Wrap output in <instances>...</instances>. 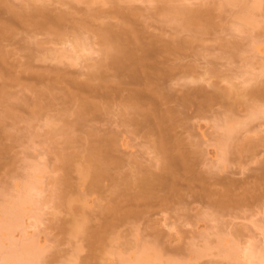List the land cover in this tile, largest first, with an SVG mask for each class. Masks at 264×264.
Segmentation results:
<instances>
[{
	"label": "rangeland",
	"instance_id": "obj_1",
	"mask_svg": "<svg viewBox=\"0 0 264 264\" xmlns=\"http://www.w3.org/2000/svg\"><path fill=\"white\" fill-rule=\"evenodd\" d=\"M168 8L202 16L184 24ZM13 12L63 16L60 33L84 34L90 50L76 62L61 57L68 47L58 36ZM241 12L225 0H0V32H14L0 33V209L35 177L42 191L25 204L24 225L1 237L0 264L31 247L35 264H134L141 254L159 264H247L239 245L264 247V10L255 28L241 29ZM108 30L148 53L137 80L119 84L101 66ZM94 74L109 78L96 93L72 83L102 85ZM206 99L208 112L196 116ZM162 140L176 158L170 170ZM150 173L164 184L140 191ZM246 181V207L214 205ZM80 222L87 231L76 233Z\"/></svg>",
	"mask_w": 264,
	"mask_h": 264
},
{
	"label": "bare ground",
	"instance_id": "obj_2",
	"mask_svg": "<svg viewBox=\"0 0 264 264\" xmlns=\"http://www.w3.org/2000/svg\"><path fill=\"white\" fill-rule=\"evenodd\" d=\"M247 0H225L226 4L238 6L242 9V12L238 18L239 26L241 29L243 28H255L259 23L256 20V14L259 11L264 10V0H253L252 4L249 5L246 2ZM170 12H175L178 15L187 16V18L183 19L184 24H191L194 23L197 19L201 18V12H193L192 10L186 9H171L168 8ZM41 13L42 11L39 10ZM13 16L18 17L19 20L21 19L23 23H26L27 26L36 27L38 30L47 31L52 35H56L62 40V44L67 46L68 49L64 52L61 57H67L69 59H73V61H79L82 57L79 55L80 52H88L90 49L84 43L86 42V37L84 34H80L76 37H73V40L67 38V35L64 33H60L63 23V16H59L54 20H45L39 17H30V19H26L19 13L13 12ZM17 18V19H18ZM4 27V26H3ZM9 27V26H8ZM10 28V27H9ZM4 27L3 31L0 32L4 36L7 37L9 35L10 30L12 29ZM2 30V29H1ZM78 30L82 31L81 28ZM14 33L13 31L10 35ZM1 35V34H0ZM13 36V34H12ZM3 36L1 35L0 40H2ZM5 37V38H6ZM2 38V39H1ZM101 42L103 44V55L104 60L102 61L101 66L110 67L117 71V80L120 81L126 75L132 80H137L139 75V70L144 66V61L148 57V53L143 51L141 55L129 50L125 44L126 39L124 38L123 34L120 31H113L108 30L106 34L101 36ZM0 47V62L5 64L4 55L5 52ZM58 51H55V53ZM107 64V65H106ZM95 79L101 80L102 85L96 86L92 85L90 82H84L78 84L77 82H72L73 84L77 85L81 90H90L92 92H98L102 86H107L109 83V78L102 75V74H94L92 75ZM62 78V76H61ZM0 94H3L2 92ZM228 95L238 94L237 92L230 90L227 93ZM255 95V94H254ZM2 97V95H0ZM134 98L137 100H142V92L136 90L133 92ZM209 100L206 99V102L200 103L194 113L197 115H203L208 112L209 105L207 103ZM137 104V102H135ZM138 105V104H137ZM259 117L257 112H252L249 114V120L253 121ZM233 128L230 129V134L227 135V141L232 139ZM161 150L163 152V160L166 169L170 170L176 163V158L172 155V150L169 148L165 143L164 140L160 142ZM225 148L227 147V143L225 142L222 144ZM264 177V174H263ZM40 179L35 177L31 182L26 184V193L24 196L19 197L18 200L14 202H10L8 206L1 207L0 209V239L2 236H8V234L13 233L16 229L20 228L24 225V216H25V204L33 203L35 200L33 199L36 194H41L42 191L38 190V184ZM155 182V183H153ZM157 184H164L163 178L160 174L150 173L149 175L145 176L139 183L138 187L140 191L147 190L148 188H153ZM244 182H231L229 186H227L226 191L219 195V200L214 202L220 209H231V208H242L246 207V183ZM153 183V184H152ZM239 196H243V198H238ZM238 198V199H237ZM253 201L259 200V197H251ZM41 224V219H35V225L38 226ZM73 229L76 233L86 232L87 228L86 222L74 223ZM247 241H245L246 243ZM244 244V242H242ZM248 245L242 249L239 245V250H242V256L246 260L247 264H264V247L260 248L255 245L251 241L247 242ZM237 246V245H236ZM235 246V247H236ZM238 247V246H237ZM238 249L231 247L229 250L230 257H236L238 253ZM238 250V251H237ZM40 254L37 252L35 247L25 248L22 253H16L12 256V263L13 264H35L40 259ZM134 264H159L153 263L145 254H141L138 258L135 259ZM174 264V263H168Z\"/></svg>",
	"mask_w": 264,
	"mask_h": 264
}]
</instances>
